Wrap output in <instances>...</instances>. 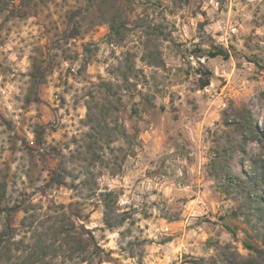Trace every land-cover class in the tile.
Here are the masks:
<instances>
[{
    "label": "rangeland",
    "instance_id": "obj_1",
    "mask_svg": "<svg viewBox=\"0 0 264 264\" xmlns=\"http://www.w3.org/2000/svg\"><path fill=\"white\" fill-rule=\"evenodd\" d=\"M250 60L264 0H0V264H264Z\"/></svg>",
    "mask_w": 264,
    "mask_h": 264
},
{
    "label": "trees",
    "instance_id": "obj_2",
    "mask_svg": "<svg viewBox=\"0 0 264 264\" xmlns=\"http://www.w3.org/2000/svg\"><path fill=\"white\" fill-rule=\"evenodd\" d=\"M199 58H218V57H222L225 60H229L232 57V54L229 50H226L224 47H214L213 49H210L208 51H204L201 50L200 52V56H198ZM250 62L254 63L262 72H264V65H262L259 61L256 60H250ZM200 75H201V86L200 89L204 90L206 88H208L209 86H211L212 83V78H213V72L210 69H207L203 66L202 70H200ZM105 109V108H104ZM104 109H102V113L105 111ZM90 112H91V108H89ZM104 115H106V113H104ZM103 115V116H104ZM94 120V118L91 116V114H89L88 117V122L92 123ZM104 123V124H103ZM100 128L99 132L97 133L96 137H90L91 140H93L91 143L88 144V150L89 152H91L92 154L95 153V146L99 144L98 139H100L103 134L104 131H106L107 128V124H106V120L105 122L102 121V123L99 124L98 126ZM244 128H242V130L244 131V133L246 134H251L253 139L255 140H262L264 139V134L262 133L261 129L254 124V122H252L251 120L249 121V124L247 126H243ZM240 128V129H241ZM129 133L124 132L123 133V139H125L126 141L129 140ZM62 176L60 174H57V178L56 181H61ZM262 205L264 206V201L262 200ZM2 213V208H1V203H0V214ZM10 231V226L7 227L6 230V234H4L3 236H0V249H5V236L9 233ZM40 251L38 252L37 250H34L31 255L29 257H27L28 259H24L23 263L21 264H28L29 261L32 260V262L34 263H42L44 258L46 257L47 253L49 252V250L52 248V246H48L47 244L41 245L40 246Z\"/></svg>",
    "mask_w": 264,
    "mask_h": 264
}]
</instances>
